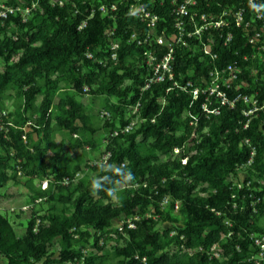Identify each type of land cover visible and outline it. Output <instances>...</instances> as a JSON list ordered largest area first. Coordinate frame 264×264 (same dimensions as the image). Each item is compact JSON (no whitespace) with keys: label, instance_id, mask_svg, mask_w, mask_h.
<instances>
[{"label":"trees","instance_id":"16d2710c","mask_svg":"<svg viewBox=\"0 0 264 264\" xmlns=\"http://www.w3.org/2000/svg\"><path fill=\"white\" fill-rule=\"evenodd\" d=\"M54 1L40 0L41 9L26 22L10 16L0 25V190L24 185L30 206L21 209L30 216L19 235L1 209L6 193L0 191L2 264H254L252 235H264V125L258 119L243 129L238 104L205 115L204 96L195 99L190 87L167 92L169 81L141 93L147 71L144 49L132 39L138 22L129 1ZM102 4H116L114 18L103 16ZM235 50L219 43L214 63L200 49L182 50L176 79L201 85V77L231 61ZM263 85L250 82L242 90L264 93ZM86 96H105L111 116L93 114ZM10 98L23 105L5 111ZM138 103L142 122L113 136L137 116ZM100 129L105 149L99 159L107 155L108 161L99 165H90L94 160L87 162L85 153L69 159L66 142L54 138L57 130L67 131L74 153L82 146L95 152L102 146L95 137ZM246 138L257 156L242 168L251 150ZM240 171L250 186L234 182ZM44 181L45 189L34 187ZM118 185L124 186L121 199ZM43 201L42 214L36 206ZM55 237H61L58 256L51 251ZM216 244L221 258L213 255ZM108 246L113 252L105 255Z\"/></svg>","mask_w":264,"mask_h":264},{"label":"built area","instance_id":"2783aa9c","mask_svg":"<svg viewBox=\"0 0 264 264\" xmlns=\"http://www.w3.org/2000/svg\"><path fill=\"white\" fill-rule=\"evenodd\" d=\"M130 2L129 15L135 20L132 28L133 36L137 44L143 47V63L146 66L147 75L141 87V93L150 89L155 84L171 83L167 92L173 89H187L196 99L204 96L201 108L205 115L219 114L222 106L233 109L242 106L243 129H248L255 121H260V127L264 125V93L257 87L251 92H245L242 88L250 86V82H264V0H127ZM60 5L65 0H55ZM40 0H0V25L10 16H18L22 22H26L34 11L40 10ZM116 4L111 7L102 4L99 10L103 16L115 17ZM86 22L82 26H85ZM14 38H17L14 36ZM219 43L223 46L234 47L235 56L231 61L208 71L207 77H201V85H193L188 79L185 84L176 79L175 64L177 56L182 50L200 49L207 55H212V63L218 59L214 50ZM118 48L115 45L113 49ZM85 56L93 59L94 55L87 51ZM115 57V55H113ZM253 60L257 61L250 64ZM264 87V85H263ZM238 104V105H237ZM140 103L134 106L133 114L138 113ZM109 117L111 113L104 111L102 117ZM190 124H196V117L191 116ZM142 119L139 115L131 119L125 126H120L112 133L118 136L120 133H130ZM77 137V135H75ZM245 143L251 147L250 156L242 168L250 166L256 159L257 147L252 144L250 138ZM80 152L90 151L88 146L80 147ZM175 153L180 148L174 149ZM108 156L89 162L90 165L107 163ZM185 164L187 159H183ZM113 167L115 164L112 165ZM21 173V171L19 172ZM81 173H77L72 180L77 179ZM247 173L240 171L238 177H232L239 188L244 186ZM69 179H66L68 182ZM47 181L43 183V189L47 187ZM250 186L251 181H246ZM41 200V199H40ZM39 200V201H40ZM169 200L165 199L166 204ZM178 207V205L176 206ZM29 205L23 207L29 209ZM137 219V217L135 218ZM119 229H123L121 221ZM129 228L136 225L132 218L127 220ZM256 245V252L252 253L249 261L254 264L264 262V235H252ZM102 244L103 242L100 241ZM213 252L221 258L222 249ZM221 247V246H220ZM88 254V250H84ZM146 262V258H143Z\"/></svg>","mask_w":264,"mask_h":264},{"label":"rangeland","instance_id":"374dc122","mask_svg":"<svg viewBox=\"0 0 264 264\" xmlns=\"http://www.w3.org/2000/svg\"><path fill=\"white\" fill-rule=\"evenodd\" d=\"M2 68H3L2 65H0V70H2ZM9 92L14 94V91L12 89H10ZM82 101L90 109L93 110V112H94L93 114H95V115L98 114L102 117V113L106 110L105 107H106L107 99L105 96H96L93 99L91 97L86 96V97L82 98ZM36 104L37 105L40 104V98L38 99ZM22 105H23V99H21V98L7 99L5 111H7V112L8 111H14L15 109H17L18 107H20ZM99 128H101V127H99ZM98 132L96 135V139H97L98 143H100V145H102V146H101L99 151H95V152L89 151V152L85 153V158H86L87 162L90 160L99 159L101 152H103L105 149L104 144H103V139H102L103 135L105 134V131H104V129H100ZM56 137H57V139H61L63 137V140L66 142V148L70 152L69 159L76 158L78 155H80L79 154V153H81L80 151L77 153L76 152L74 153L71 150L70 143H69L71 135H69L67 131L58 130V132L56 133ZM85 158H84V160H85ZM43 183L44 182H41V183L38 182L37 184H34V187L37 188L38 190L41 188L43 189V187H44ZM47 185H48V183H47ZM0 191L1 192L5 191V193H6V195L2 199V203H1L2 208L1 209L3 211H5V213H7L8 217L14 223V226H15L17 233L19 235L23 234L25 231V225L27 223L26 219L28 216H30V212L29 211L21 212V209L26 204H28L29 193L27 192L24 185H19V184H15V183H9L7 188L0 190ZM123 191H124V186L118 185L117 191L115 193L116 199L123 198V196H121L123 194ZM40 203L43 205L38 203L36 207L41 206L42 214H43L45 211H47L46 210L47 205L44 203V201L40 202ZM60 247H61V237L53 238L51 241V251H53L56 254V256H58V252L60 250ZM219 248L221 249L220 246H216L215 250L217 251ZM112 252H113V247L108 246L105 249L104 253H105V255H109ZM0 264H2V260H0Z\"/></svg>","mask_w":264,"mask_h":264},{"label":"crops","instance_id":"0c3cea01","mask_svg":"<svg viewBox=\"0 0 264 264\" xmlns=\"http://www.w3.org/2000/svg\"><path fill=\"white\" fill-rule=\"evenodd\" d=\"M57 132H58V130H57L56 132H54V138H55V140L58 141V142H59V141H64V140H63V137H62L61 139H57V137H56V133H57ZM98 133H99V132H98ZM68 134H69V133H68ZM69 135H70V134H69ZM96 135H97V133L95 134V137H96ZM70 140H72V136L70 137ZM69 143H70V141H69Z\"/></svg>","mask_w":264,"mask_h":264},{"label":"clouds","instance_id":"9594fccd","mask_svg":"<svg viewBox=\"0 0 264 264\" xmlns=\"http://www.w3.org/2000/svg\"><path fill=\"white\" fill-rule=\"evenodd\" d=\"M80 151V150H79ZM82 153V152H81ZM87 153V152H86ZM45 182V181H44ZM45 189V188H44Z\"/></svg>","mask_w":264,"mask_h":264}]
</instances>
